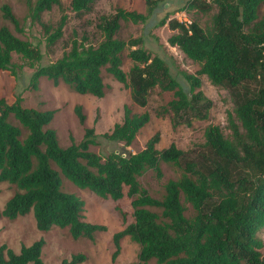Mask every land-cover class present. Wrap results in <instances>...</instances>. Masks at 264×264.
<instances>
[{"label":"trees","instance_id":"trees-1","mask_svg":"<svg viewBox=\"0 0 264 264\" xmlns=\"http://www.w3.org/2000/svg\"><path fill=\"white\" fill-rule=\"evenodd\" d=\"M30 16L39 20L43 11L61 0H26ZM159 0H145L146 13L117 8L98 18L101 40L90 44L73 39L68 50L56 60L38 65L42 52L38 45L15 35L7 25L0 26V73L14 68L12 55L18 54L34 68L31 86L36 89L44 76L54 83L63 81L81 94L102 97L105 93L102 69L130 89L131 99L139 106L148 103L150 91L159 87L173 97L163 108L174 124L205 118L209 101L200 90V75L229 90L233 111L228 113L230 137L219 125L204 129V150L184 161L178 178L164 184V193L152 196L137 179L147 169L162 175L160 163L178 165L183 151L171 142L159 149V134L147 139L136 152L110 151L100 155L90 150L96 143L93 128H85L83 138L68 146L59 145L56 131L47 127L55 110L24 107L21 97L7 103L0 98V182L15 185L0 218L16 219L32 211L36 226L48 230L66 227L70 236L92 238L103 230L101 224L83 219L84 201L61 188V175L80 188H88L104 198H131L133 219L113 234L115 256L120 239L128 235L139 244L137 260L128 264H264L263 243L257 232L264 227V13L262 0H188L182 10L195 9L211 15L210 25L201 27L195 20L186 23L164 17L158 25L168 24L167 42L178 47L199 64L196 73L182 71L179 81L168 62L151 55L142 39L116 37L120 20L145 22ZM94 0H70L77 15L90 9ZM2 15L22 32L10 5L1 6ZM67 16L57 25L41 23L47 45L62 37ZM132 64L122 68V52ZM74 112L81 123L85 115L80 105ZM12 115L27 131L9 121ZM147 111L134 113L123 106L121 121L103 133L112 142L130 145L149 121ZM126 188V190H124ZM184 202L194 213L185 214ZM154 207L159 212L150 209ZM42 239L23 245L18 253L0 245V264H43ZM82 253L62 259L59 264H79Z\"/></svg>","mask_w":264,"mask_h":264},{"label":"rangeland","instance_id":"rangeland-1","mask_svg":"<svg viewBox=\"0 0 264 264\" xmlns=\"http://www.w3.org/2000/svg\"><path fill=\"white\" fill-rule=\"evenodd\" d=\"M35 0H31L34 2ZM188 0H159L145 22L133 23L120 20V28L116 37L127 40L129 38H141L143 46L151 55L163 57L169 64L172 74L182 81V71L196 73L199 64L188 58L178 47L171 46L167 39L175 31L171 30L167 23L158 25L164 17H175L189 23L195 20L201 27L210 25L211 15L215 9L207 13H201L195 9L182 10ZM70 0H61V5H53L50 10L43 11L39 20L30 16L29 6L26 0H0V26L7 25L17 36L38 45L42 52V59L38 65H45L62 55L69 49L73 39L84 40L86 43L97 44L101 35L96 27L98 18L103 14H112L117 8L146 13L145 0H94L90 9L77 15L70 9ZM10 5L12 12L18 18L22 32L15 29L13 24L2 15L1 6ZM264 13V0L259 7V16ZM62 14L67 16L63 27L62 37L53 45L48 46L42 31V24H51L55 27ZM128 49L122 52V68L128 71L132 62L127 56ZM14 68L0 73V98L7 103L21 97L24 107H32L39 110H55L47 127L56 131L59 145L65 147L72 141L78 142L83 138L85 128H93L96 135V143L90 145V150L100 155L110 151L136 152L144 147L145 142L153 134H159L157 148L162 149L171 142L175 143L183 151L182 159L178 165L172 163H160L162 175L156 177L152 169H147L137 177L140 185L146 188L152 196L161 197L164 193V184L169 179L178 178L185 160L196 158L204 150V129L209 124L219 125L223 134L230 137L228 127V113L233 111V103L228 89L213 84L206 75H200L202 91L209 101L207 116L205 118H193L190 123L182 121L174 124L171 114L163 108L173 97L171 91H163L155 87L150 91L148 103L145 106L137 105L130 96V89L118 82L104 68L102 69L105 93L102 97L91 94H81L69 87L63 81L52 82L42 76L38 86L34 89L30 80L34 68L18 54L12 55ZM80 105L85 115L83 123L79 121L74 112V107ZM128 105L132 112L141 113L147 111L149 121L139 130L133 142L125 146L121 142H112L103 137L114 123L121 121L123 106ZM9 121L22 130V138L26 130L12 116ZM62 190L74 193L84 201L83 219L89 222L101 224L103 230L95 232L92 238L70 236L66 227L52 226L48 230L38 229L32 211L11 220L0 218V245L6 244L13 252L18 253L23 245H30L38 239L44 244L41 248L43 264H59L62 259H69L73 254L82 253L85 259L79 264H128L137 260L139 244L131 240L128 235L119 241V251L113 256L115 245L113 234L123 229L132 221L133 208L131 198L126 195L113 200L104 198L88 188H80L68 178L61 175ZM16 190L15 185L8 182H0V209L7 199ZM126 190V188L124 189ZM185 214L190 217L194 211L191 205L184 202ZM159 212L154 207H149ZM262 240V252L264 254V227L257 232ZM30 264V263H29ZM148 264H157L153 259Z\"/></svg>","mask_w":264,"mask_h":264},{"label":"built area","instance_id":"built-area-1","mask_svg":"<svg viewBox=\"0 0 264 264\" xmlns=\"http://www.w3.org/2000/svg\"><path fill=\"white\" fill-rule=\"evenodd\" d=\"M179 21H182L181 19H178ZM183 22H186V21H183Z\"/></svg>","mask_w":264,"mask_h":264}]
</instances>
